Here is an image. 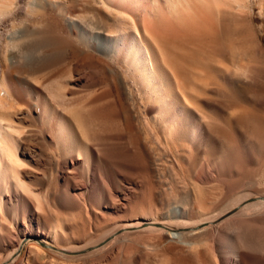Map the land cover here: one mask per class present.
<instances>
[{
    "label": "rangeland",
    "instance_id": "obj_1",
    "mask_svg": "<svg viewBox=\"0 0 264 264\" xmlns=\"http://www.w3.org/2000/svg\"><path fill=\"white\" fill-rule=\"evenodd\" d=\"M29 1L0 0V65L14 43L26 56H32L43 39L44 51H53L57 61L40 73V78H30L33 83L26 98L12 100L6 108L0 105V111L12 112L16 128L6 136L11 135L13 142L6 138L20 162L22 187L36 194L33 201L39 199L53 222L57 217L97 222L129 219V206H122L125 202L129 205L128 198L134 203L145 192L173 194L166 190L168 174L186 168L180 157L233 154L228 141L237 142L245 158L254 155L258 159L246 165L262 177L264 147L258 140L264 139V0H241L246 7H239V15L234 10V16L221 17L216 30L201 28L185 35L182 47L161 36L151 44L155 72L168 76L170 88L176 87V74L184 78L186 89L197 96L196 105L216 123L210 137L215 142L212 147L199 134L197 114L191 108L195 118H185L184 128L174 139L176 148L162 138L139 78L123 58L124 52L130 51L129 35L135 28L121 11L100 0H37L36 6ZM97 26L103 31L100 39H89ZM17 30L23 36L13 41L10 35ZM116 37L119 55L113 50L115 43L106 41ZM257 44L263 48L260 52ZM240 63L253 65L254 75L246 78L235 72L234 65ZM41 75H47V82ZM35 88L42 92L39 103L46 107L43 114L28 102L35 99L31 91ZM0 91V99L6 98L1 74ZM151 97L154 100L155 94ZM61 99L65 104L60 106ZM93 108L99 116L93 128L110 140L107 151L86 138L79 121L77 110ZM52 122L65 129L64 141L72 145L66 146L63 139L60 145L51 144ZM9 198L5 183L0 181V213L9 207Z\"/></svg>",
    "mask_w": 264,
    "mask_h": 264
},
{
    "label": "bare ground",
    "instance_id": "obj_2",
    "mask_svg": "<svg viewBox=\"0 0 264 264\" xmlns=\"http://www.w3.org/2000/svg\"><path fill=\"white\" fill-rule=\"evenodd\" d=\"M100 1L121 11V16L135 28L129 35L130 51L124 52L123 58L129 61L139 78L147 96V108L153 109V121L159 125L162 138L176 148L174 139L184 128L185 118H195L190 111L192 108L197 114L199 134L206 138V145L213 147L215 142L210 137L215 134L216 123L196 105L197 96L186 89L184 78L176 74V87L170 88L168 76L155 72L150 46L161 36L167 43L182 47L185 35L201 28L214 31L217 24H221L222 16L233 15L246 5L241 0ZM29 4L36 6L37 0ZM2 12L0 8V14ZM97 28L89 39H100L103 31ZM21 32L14 31L11 40L23 36ZM43 41L36 48L37 54L32 56H26L16 43L5 52L0 65L6 97L0 99L2 107L12 104V100L26 98L33 83L30 78H40V73L57 61L53 51H44ZM106 41L115 43L112 47L119 55L118 38ZM261 50L263 48L257 44L256 51ZM234 68L246 78L254 75L250 63L236 64ZM46 77L41 78L47 82ZM156 83L166 84L167 89L156 88ZM31 91L35 99L27 98L28 102L43 114L46 107L39 103L42 92L36 88ZM152 94H155L154 100ZM63 102L61 99L60 106ZM90 110H77L81 126L92 144L102 145L107 151L110 140L93 128L99 116L97 110ZM11 113L8 109L0 111V181L5 183L10 197L9 207L0 213V264H264V174L257 177L247 166L258 159L254 155L245 158L238 151L237 142L228 141L233 154L222 153L212 158L195 154L180 157V162L187 164L186 168L168 174L166 190L170 189L169 193L173 194L146 190L149 194L145 192L134 203L128 198L129 205L125 202L122 206H129V219L97 222L89 218L57 217L53 222L39 199L33 201L32 196L35 198L36 194L22 187L18 172L20 162L14 145L6 138L8 132L11 134L10 129H14ZM50 125L51 144H62L60 139L64 141L65 129L56 122ZM258 141V145L264 147V139ZM65 145L70 146L72 142Z\"/></svg>",
    "mask_w": 264,
    "mask_h": 264
}]
</instances>
